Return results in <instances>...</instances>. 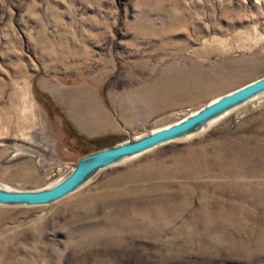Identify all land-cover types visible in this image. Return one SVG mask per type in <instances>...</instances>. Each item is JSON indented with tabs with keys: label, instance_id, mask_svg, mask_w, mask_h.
<instances>
[{
	"label": "rangeland",
	"instance_id": "1",
	"mask_svg": "<svg viewBox=\"0 0 264 264\" xmlns=\"http://www.w3.org/2000/svg\"><path fill=\"white\" fill-rule=\"evenodd\" d=\"M263 76L264 0H0V184L48 187ZM51 80L144 121L84 146ZM0 264H264V94L51 206L0 205Z\"/></svg>",
	"mask_w": 264,
	"mask_h": 264
},
{
	"label": "water",
	"instance_id": "2",
	"mask_svg": "<svg viewBox=\"0 0 264 264\" xmlns=\"http://www.w3.org/2000/svg\"><path fill=\"white\" fill-rule=\"evenodd\" d=\"M263 94L264 76L193 110L175 123L154 130H143L136 136L131 135L122 143L82 156L76 163L70 164L69 172L48 187L24 190L0 184V205L51 206L83 188L101 171L130 161L160 146L196 136L210 126V123L217 122Z\"/></svg>",
	"mask_w": 264,
	"mask_h": 264
},
{
	"label": "crops",
	"instance_id": "3",
	"mask_svg": "<svg viewBox=\"0 0 264 264\" xmlns=\"http://www.w3.org/2000/svg\"><path fill=\"white\" fill-rule=\"evenodd\" d=\"M59 110V125L62 132L70 127L77 136L88 140H102L119 136L124 128L133 129L144 121L143 116H134L135 124H129V116L117 98L109 96L103 88L91 85H65L51 80L41 82ZM64 129V130H63Z\"/></svg>",
	"mask_w": 264,
	"mask_h": 264
},
{
	"label": "trees",
	"instance_id": "4",
	"mask_svg": "<svg viewBox=\"0 0 264 264\" xmlns=\"http://www.w3.org/2000/svg\"><path fill=\"white\" fill-rule=\"evenodd\" d=\"M70 130H71V135H72V137H74L73 135H74V133H73V131H72V129L70 128ZM80 140H82L83 141V143H84V146H93V145H97V144H100V143H103V142H110V140H109V138H107V139H104V140H84V138H82V137H78ZM111 145H113L112 144V142L110 143V146ZM86 152L87 153H89L88 152V150H86Z\"/></svg>",
	"mask_w": 264,
	"mask_h": 264
},
{
	"label": "bare ground",
	"instance_id": "5",
	"mask_svg": "<svg viewBox=\"0 0 264 264\" xmlns=\"http://www.w3.org/2000/svg\"><path fill=\"white\" fill-rule=\"evenodd\" d=\"M215 122V121H214ZM213 123V122H212ZM212 123H210L209 125H211Z\"/></svg>",
	"mask_w": 264,
	"mask_h": 264
}]
</instances>
